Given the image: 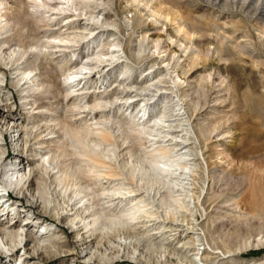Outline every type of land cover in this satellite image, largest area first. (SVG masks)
I'll return each mask as SVG.
<instances>
[{
	"label": "rangeland",
	"instance_id": "rangeland-1",
	"mask_svg": "<svg viewBox=\"0 0 264 264\" xmlns=\"http://www.w3.org/2000/svg\"><path fill=\"white\" fill-rule=\"evenodd\" d=\"M67 1L0 0V26L10 20L0 29V126H7L0 134V185L18 155L7 130L14 119L25 141L19 154L34 170L24 182L35 183L40 205L11 190L7 203L24 205V212L0 207V228L28 221L36 229L27 210L50 225L40 255L28 252L21 261L22 247L9 251L0 244V264H264V32L258 30L264 29V0H153L152 8V0ZM65 37L67 46L60 41ZM184 46L200 57L194 69ZM114 47L122 58L103 60L105 71L98 66L97 79L77 94L67 75L86 71L82 64L93 65L98 52L110 58ZM168 57L172 65L165 67ZM178 72L186 81L177 93L191 113L184 126L175 115L182 97L168 90ZM34 75L38 87L31 85ZM148 78L162 79L163 96L146 123L165 113L177 133L194 130L186 141L192 159L184 184L162 169L172 164L179 171L184 159L158 153L165 138L136 126L146 96L139 87ZM121 79L133 82L127 102L116 92L124 88ZM85 199L86 211L101 216L87 242L77 237L85 229L76 232L68 223L85 210L79 207ZM66 206L80 209L62 216ZM175 218L184 226L166 227ZM143 222L151 226L141 229ZM155 230L162 240L147 238ZM120 236L133 242L122 245ZM205 248L210 252L202 261L194 252ZM88 249L98 255L86 257Z\"/></svg>",
	"mask_w": 264,
	"mask_h": 264
},
{
	"label": "bare ground",
	"instance_id": "bare-ground-1",
	"mask_svg": "<svg viewBox=\"0 0 264 264\" xmlns=\"http://www.w3.org/2000/svg\"><path fill=\"white\" fill-rule=\"evenodd\" d=\"M2 1V0H1ZM69 1V0H68ZM67 1V3H68ZM139 1V0H138ZM156 1V0H155ZM153 0L151 1L150 5H148L150 8H152V4H153ZM154 7V6H153ZM161 10V9H160ZM160 10H154L155 12L159 13ZM8 13V12H7ZM4 14V13H3ZM6 14V12H5ZM163 14V13H162ZM7 15V14H6ZM0 17L1 14H0ZM5 17V16H3ZM9 17V16H8ZM8 17L6 18V24H8L10 22V20L8 19ZM4 18V19H5ZM257 21H259V19H257ZM97 22V21H96ZM4 23V21H3ZM4 24L2 26H0V29H3L5 28L7 25ZM10 24V23H9ZM8 24V25H9ZM81 28L82 29H86L87 28V22L85 23H81ZM70 28V26H68ZM80 28V27H79ZM68 29V28H67ZM257 29V28H256ZM88 30V29H87ZM258 30H260L261 32H264V29L263 27H259L258 26ZM83 31V30H82ZM178 31H181V30H178ZM69 34L71 33H67L66 36H69ZM73 35V34H72ZM74 35H81V36H85L86 34L84 33H78V34H75ZM59 36V35H58ZM57 36V37H58ZM52 39V38H51ZM54 39V37H53ZM56 39V37H55ZM69 40L71 41V39L69 37H65V38H61L60 41H62L64 43V41H68ZM74 40V39H73ZM181 40V39H180ZM50 41V40H49ZM179 41V40H178ZM52 42V41H51ZM50 42V43H51ZM60 43V42H59ZM66 43V42H65ZM64 45L67 46V43ZM181 43V42H180ZM183 43V42H182ZM44 44V43H43ZM46 44H48L46 42ZM55 44V43H54ZM184 44V43H183ZM181 44V45H183ZM52 45V44H51ZM114 45H119V44H114ZM40 46V45H39ZM44 46V45H43ZM42 46V47H43ZM51 47V46H50ZM53 47V45H52ZM39 48V47H38ZM51 49V48H50ZM191 47L187 48L186 46H184L183 48V51L185 52V54L188 55V58H189V64L190 66L194 69L198 64H199V61H200V57L198 55L195 54V51L193 50H190ZM48 50V49H47ZM117 48L114 47L108 54L110 55V58H102L101 57V54L103 52H98L97 53V57H95V62L93 63V65H88L89 62H86V63H83L82 64V68L85 69L86 71L84 70H80V71H77V72H74L72 74H68V79L71 78L69 81H70V86L74 88L75 91H77L78 93L77 94H83L84 93V85L86 84V82L89 80V79H97V78H94L95 76V69L98 68V66L101 65L102 61L107 59H112L114 57H117L118 59H121L122 56H120L117 52ZM182 51V52H183ZM189 52V53H188ZM217 53H219V58H222L221 57V54L220 52L217 50L216 51ZM214 53V51H209V55ZM8 54V53H7ZM213 55V54H212ZM211 56V55H210ZM172 60L173 59H165L164 62H166L165 64V67H170L172 65ZM115 61V60H114ZM114 61H110V63H113ZM108 62V61H107ZM109 63V62H108ZM107 63V64H108ZM91 64V63H90ZM107 64H103L101 65L100 69L98 70L99 73H103L105 71V67L107 66ZM81 67H79L80 69H82ZM164 67V68H165ZM190 67V68H191ZM173 70L176 69V66L174 67H171ZM111 69V68H110ZM78 70V69H77ZM126 72L125 71H122V73ZM168 73V72H167ZM106 74V73H105ZM104 74V75H105ZM169 74V73H168ZM166 74V75H168ZM103 76V75H102ZM99 77L100 79L102 78ZM34 76H32L31 81H32V84L31 85H37V87L40 85V82L38 83V80L36 78H34ZM211 74H209L207 77H205V81L207 83L210 82L211 80ZM24 78V77H23ZM176 78L177 80L174 81V85H170L169 89L172 93H175L177 94L179 97L181 96L182 98L180 100H178L177 102V106H179V108L177 109V113H175V115L177 116V120L180 121V123H182L181 125H188L190 124L189 120H190V116H191V113L189 112L188 108L185 106V100H184V97L183 95H180L179 93H177V90L181 89L180 88V84L184 81H186V79H184L180 73L178 72L177 75H176ZM102 80V79H101ZM146 80V79H145ZM150 80V83L148 82ZM161 78H158L156 81H152V78L147 80V84H143L141 85L139 88L142 90V91H145V94L146 96H144L145 98L142 99L143 103H142V106L141 108L139 109L142 110V114H141V117H143V120L141 122H138L136 124V126L138 127L139 129V132L140 131H144L146 133H149L152 135H158L160 137H164L165 139H161V141H164L163 145H161L160 149H158V147L156 148L157 152L160 153V154H164V155H170V152L173 151V156L176 157V159H179V158H182L184 159V161H179L180 163V166H181V169L179 171H175V169L178 167H174L172 168V164H168V167H162L163 170L167 171V174H169L170 176H174V177H179L180 179V183L181 184H184L186 181L185 179L187 178V171H186V167H188L187 163H189V161H186L188 159H192V157L190 156L191 152L189 151V148H186V145H187V140L191 137L190 133L194 132V130L190 127H182V129H185V131L183 132H180V133H177L175 130L177 129H174L172 130V126L169 124V123H166V121L168 120L167 118H165L164 116L166 115L165 113L161 114L160 116L158 117H153L155 118L154 119V123L153 124H150L148 125L146 122L148 121L147 119H150L151 116L149 115V111L148 110H154L155 109V106H156V102L159 100V98L161 96H163V89L162 87L160 86L159 82H161ZM81 81H83L82 85H80ZM93 81V80H92ZM91 81V82H92ZM97 81V80H96ZM28 82V81H26ZM25 82V83H26ZM30 82V81H29ZM43 82V81H42ZM69 83V82H68ZM132 83L133 82H128L127 80H123L121 79V82L119 84H123L124 85V88L123 90H119V89H116V92L117 91H120L122 94L126 95V100L125 102H127L128 98L132 97L133 95L130 94V90H132ZM80 85V86H78ZM189 85V84H188ZM28 87V86H27ZM86 88V87H85ZM117 88V87H116ZM2 91V90H1ZM98 91V90H97ZM101 92V91H99ZM143 94V92L139 93V94H136V95H141ZM0 97L1 99L0 100H5V97H3L1 94H0ZM26 97V96H25ZM119 98V97H118ZM122 98V97H121ZM135 98V97H134ZM123 99V98H122ZM121 99V100H122ZM141 101V102H142ZM140 102V103H141ZM124 103V102H123ZM83 106V105H82ZM85 106V105H84ZM83 106V107H84ZM120 106V105H119ZM46 107V106H45ZM122 107V106H121ZM174 110H176L174 108ZM187 113V116H184L185 114ZM5 113L3 111L0 110V116H3ZM147 116V119H146V116ZM145 117V118H144ZM152 120V119H151ZM11 124H9L8 122V138H11V141L14 142V145L16 147V151L18 152V155L16 156L17 159H15L14 161H12V163H8L6 165V174H7V179H6V182L4 183H1L0 185V191H3V192H0V207H8V212H11L13 211L14 213L16 214H21V212H24V205H21L20 203H13V204H8L7 202L10 201V199L13 198V195H12V192H10L11 190H13V192H16L17 194H24L27 195L28 197L32 198V202L33 204H36L35 207H39L40 205L38 204V201L36 199H38L37 197V194L35 193L36 190H35V186H34V182H31L29 185H27L24 181L25 178L27 176H29V178L32 176V173H33V169L30 165V161L31 160H27L26 158H22L19 154V151L22 152L23 151V148L24 147V139H23V135H22V129L20 128L19 125H16L15 123V120L12 119L11 120ZM183 121V122H182ZM7 124V123H6ZM183 125V126H184ZM5 126L6 125H1L0 126V134H2V131L5 129ZM7 127V126H6ZM175 127V126H174ZM203 128H206L205 126H203ZM208 129V128H207ZM215 130V129H214ZM156 131V133H154ZM213 131V130H212ZM176 132V133H175ZM2 137V136H1ZM0 137V141L2 140ZM168 138V139H166ZM196 138L198 139V137L196 136ZM200 141V138L198 139ZM24 152V151H23ZM3 153V149H2V146L0 144V155ZM40 155V154H39ZM46 156V155H45ZM41 157H44V156H41ZM31 158V157H30ZM51 158V157H49ZM49 158H44V162H48L50 163L51 162V159ZM43 162V163H44ZM184 162V163H183ZM193 162V161H192ZM46 165V164H45ZM55 167L58 168V165ZM59 169V168H58ZM57 169V170H58ZM190 169V168H189ZM61 169H59L60 171ZM62 171V170H61ZM62 173L63 175V171L60 172ZM28 178V179H29ZM192 178V177H191ZM33 179V178H32ZM173 179V178H172ZM34 180V179H33ZM61 180V179H60ZM62 181V180H61ZM172 182V181H171ZM24 183V184H23ZM179 183V182H178ZM175 184V183H174ZM170 185V184H169ZM168 185V186H169ZM34 186V187H33ZM66 186V185H65ZM69 186V185H68ZM193 186V185H192ZM67 187V186H66ZM67 189V188H65ZM114 189V188H113ZM35 190V191H34ZM78 195L80 192H82L84 190V188L82 187H79L78 189ZM120 190V189H119ZM195 190V189H194ZM32 191H34L32 193ZM132 190H129L128 191V195L129 196H126L128 198H131V200H134L133 204L135 205V208L137 209L136 211H140L141 209H139V205L137 206L138 204V200H135L136 197H130L132 196ZM31 192V193H30ZM40 193V192H39ZM195 194V193H194ZM44 195V194H43ZM80 196V195H79ZM85 196V194L83 195ZM82 196V197H83ZM140 196V195H139ZM42 197V196H41ZM81 197V199H83ZM123 197V196H122ZM138 197V196H137ZM135 198V199H134ZM194 198V197H193ZM124 199H127V198H124ZM122 199V200H124ZM87 199H85V201L83 200L82 204L79 205V207H83V209H85L84 211H80L81 215H79L78 217L75 215V217H70L69 218V226L72 227V228H76V232H78V230L80 229H85L84 232H87L88 234L86 235H82V233L80 234L79 232L77 233V237H79L80 241L82 240L83 242H87L89 241L90 239H88V236H90V234L92 232H94L96 229H98V224L100 223V218L101 216H98L97 214H92V213H89L86 211V209H88L87 207ZM70 204V203H69ZM68 204V206H69ZM68 206H66L64 209L65 211L63 212V215L62 216H66L68 217L69 215L71 214H75L77 212L78 209H80L79 207L77 208L76 210V207L75 206H71L70 207V210H73L70 212V210H67L68 209ZM10 210V211H9ZM28 211V214H33V220L37 225H34V226H37L36 229H31L30 226L31 225H28L29 222L27 221L26 223L23 222V224H16V223H10V224H7V225H3V227L0 228V244L2 245V249H9V251H11L12 249H14L15 247H22L23 250H24V253L23 255L21 256H25V258H21L20 260L24 261L25 259H27V253L29 252L34 254V255H40V253L42 252V247H41V243L43 241H45L44 237L46 236L45 234L48 232L49 230V226H47V224H39L38 223V220L37 219L38 217H36V214L32 211V210H27ZM79 211V210H78ZM135 211V212H136ZM25 216L27 218H29V215H27V213L25 214ZM36 219V220H34ZM67 219V218H66ZM25 220V219H24ZM181 221V220H179ZM178 219H172V220H169V221H165L164 223L168 226H166L164 224V226L166 227H171L172 225H180L181 226H184L183 223L179 222ZM163 225V224H162ZM148 226H151V225H148L147 223H144L142 225H140L139 227H141V229L145 228L147 229ZM161 226V225H160ZM175 226V228H176ZM178 227V226H177ZM167 230H172V229H167ZM174 230V229H173ZM35 231V232H33ZM74 231V230H73ZM51 232V231H49ZM161 230H155L153 231L152 234H150L147 238L149 240H154L157 238H159L158 240H162V238H160L161 236ZM165 232V231H164ZM90 233V234H89ZM189 233V232H188ZM163 234V232H162ZM186 235V234H185ZM131 236V235H130ZM196 236V234H195ZM187 237V236H186ZM192 237L194 238V236L192 235ZM183 238V237H181ZM263 239V238H262ZM78 240V238H77ZM182 241V240H181ZM82 242V243H83ZM120 242L121 244L123 245H127L129 243H132L133 240L131 237H127V236H120ZM184 244V243H183ZM88 245V244H87ZM86 245V246H87ZM122 247V246H121ZM183 247V246H182ZM138 249V247H136ZM177 248V247H176ZM135 249V248H134ZM183 249V248H182ZM198 249V248H197ZM196 249V250H197ZM121 250H123V248L118 251L119 253L121 252ZM179 250V249H178ZM139 251V250H137ZM137 251L134 250L133 252V256L132 258H134L136 255H137ZM143 251V250H142ZM146 251V250H145ZM127 252V251H126ZM210 251H208L207 248H205L204 251H200L199 249V252H194V254L196 256H200L201 257V260L204 261L206 258H207V255L209 254ZM12 253V252H11ZM86 257H93L95 254H96V251L95 249H88V250H85V252H83ZM145 253V252H144ZM144 253L143 252H140L138 253L140 256L139 258H142L144 256ZM43 254V253H42ZM41 254V255H42ZM108 254V253H107ZM151 254V253H150ZM163 254V253H162ZM193 254V253H192ZM191 254V255H192ZM98 255V253L96 254ZM105 255V254H104ZM103 255V256H104ZM190 255V256H191ZM106 256V255H105ZM149 256V255H148ZM157 256V255H156ZM161 256V255H160ZM159 256V257H160ZM85 257V256H84ZM128 257V255H127ZM191 260H196L195 257H191ZM34 262V260H32V263ZM197 264V263H196Z\"/></svg>",
	"mask_w": 264,
	"mask_h": 264
}]
</instances>
